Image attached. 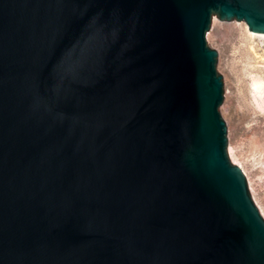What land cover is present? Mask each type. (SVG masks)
I'll return each instance as SVG.
<instances>
[{"label":"water","instance_id":"water-1","mask_svg":"<svg viewBox=\"0 0 264 264\" xmlns=\"http://www.w3.org/2000/svg\"><path fill=\"white\" fill-rule=\"evenodd\" d=\"M214 15L264 33V0H0V264H264Z\"/></svg>","mask_w":264,"mask_h":264},{"label":"rangeland","instance_id":"rangeland-1","mask_svg":"<svg viewBox=\"0 0 264 264\" xmlns=\"http://www.w3.org/2000/svg\"><path fill=\"white\" fill-rule=\"evenodd\" d=\"M207 41L219 52L217 69L224 77L220 111L228 127V152L232 162L244 167L264 216V37L251 36L245 21L214 15Z\"/></svg>","mask_w":264,"mask_h":264},{"label":"bare ground","instance_id":"bare-ground-1","mask_svg":"<svg viewBox=\"0 0 264 264\" xmlns=\"http://www.w3.org/2000/svg\"><path fill=\"white\" fill-rule=\"evenodd\" d=\"M217 27V22H216V20L214 21V29ZM248 32H249V34L251 35V36H262V37H264V33H257V32H254V31H251V30H249V28H248ZM262 83V81H258V82H256V84H255V87L258 89L259 88V84H261ZM230 154H231V157H232V151L230 150ZM242 166V165H241ZM244 168V167H243Z\"/></svg>","mask_w":264,"mask_h":264}]
</instances>
